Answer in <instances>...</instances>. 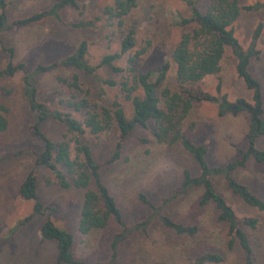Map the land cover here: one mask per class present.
I'll return each mask as SVG.
<instances>
[{"label": "rangeland", "instance_id": "obj_1", "mask_svg": "<svg viewBox=\"0 0 264 264\" xmlns=\"http://www.w3.org/2000/svg\"><path fill=\"white\" fill-rule=\"evenodd\" d=\"M56 1L5 0L6 16L8 20L21 18L45 10ZM254 3L264 4V0H240L244 6ZM111 4L112 0H78L79 9L61 10L59 21L47 18L31 26L2 33L0 68L7 62L4 50L11 48L12 63L23 65L30 75L36 101L43 104L48 112H68L76 119L81 118L80 113L73 112L64 104L66 94L57 82L58 77L69 80L72 75H76L81 88L87 91L89 102L105 107L117 102L129 119L131 107L119 88L98 82V78L119 81L124 73H113L101 66L95 71L94 77L64 67L32 74L37 65H48L69 55L80 41L87 43V64L95 67L102 56L118 51L124 31L131 27L135 33V46L130 55L142 52L135 59L136 72L150 73L154 77L156 67L165 61L169 62L171 50L180 34L191 28L177 25L178 17L189 16L186 6L179 0H137L135 8L123 19L120 29L115 24L110 25L101 14L103 8ZM202 4H205L204 0ZM92 15L102 16V19L91 28L74 29L69 25L85 21ZM258 26L259 33L254 44L257 56L249 60L248 71L260 84L264 108V8L255 12H241L231 28L238 44L246 50ZM125 59L121 57L114 65L124 68ZM234 65L233 56L225 49L219 71L200 81L199 87L215 95V84L219 81L221 94L228 101L237 97L248 99L249 93L237 78ZM22 77L23 73L18 71L10 78L0 79V103L7 109V126L0 133V264H54L55 244L42 241L38 235L40 225L47 219L73 236L71 251L77 260L87 264L106 261L108 245L115 232L113 222L109 221L101 230L86 235L78 234L76 227L81 194L72 189L60 188L51 173L35 162L42 144L30 131L35 117L22 94ZM166 83L172 89L175 86L172 64ZM246 128L245 114L219 118L212 103L193 104L181 124L185 137L206 148L205 161L210 166H223L237 157V151L244 146ZM38 129L52 142H57L64 135L66 138L72 137V134L66 133L63 125L50 118L42 121ZM76 138L87 145L93 160L99 163L112 154L115 132L111 130L97 136L85 132ZM139 138L148 139V144H141ZM256 147L264 149V137L256 142ZM184 169L193 176L197 174L192 158L179 145L155 144L145 130L135 128L122 146L120 159L101 170V180L116 198L125 224L140 222L147 215V210L136 197L142 193L171 219L197 227L193 236L186 237L175 235L152 223L149 232L133 234L121 245L117 253L119 264H191V259L203 252L219 254L222 258L220 264H244V257L238 247L226 248L224 225L215 222L213 206L196 207L201 193L199 188L173 202L162 203L164 198L179 189ZM28 172H32L35 177L38 201L49 209L43 211L42 215L32 214L33 202L21 200L17 193ZM232 176L264 201V164L249 160L245 167L235 170ZM211 182L216 193L224 198L236 215L257 218L256 227L244 231L250 246V264H264V215L234 196L226 188L222 177L214 176Z\"/></svg>", "mask_w": 264, "mask_h": 264}, {"label": "trees", "instance_id": "obj_2", "mask_svg": "<svg viewBox=\"0 0 264 264\" xmlns=\"http://www.w3.org/2000/svg\"><path fill=\"white\" fill-rule=\"evenodd\" d=\"M188 10V17H178L179 27L190 26V30L180 34L178 41L171 50L169 62L165 61L155 69V76L150 73H137L135 69L136 57L142 52L130 51L135 46V33L128 27L121 38L118 51L101 57L97 66H89L85 60L87 43L80 41L73 51L63 59L48 65H37L32 74L46 73L56 67L73 68L86 75L94 77L98 67L105 66L113 73L124 76L119 81L108 78H98L100 84L108 87L117 86L131 107V116L127 119L123 109L117 102L110 106H98L89 102L87 91L81 88L76 75L69 80L57 78L66 94L64 104L81 118L76 119L68 112H48L45 106L36 101L35 89L30 82V75L26 73L21 63L13 64V51L5 49L7 62L0 68V79L10 78L16 72L23 73L22 94L28 108L34 114L35 120L30 128L33 137L38 139L42 148L35 157L36 164L47 169L53 176L56 185L62 189H72L81 194L79 204V218L76 231L86 235L91 231L103 229L109 221L115 225V232L108 245L106 261L96 264H119L117 253L121 245L133 234H146L156 223L162 229L175 235L193 236L197 227L183 225L162 213L159 206H155L142 194H137V201L147 210L143 220L133 224H125L116 198L103 184L101 170L120 159L121 149L128 135L135 129L145 130L152 141L158 145L171 146L177 144L188 154L197 168V174L191 175L187 170L181 172L179 189L173 191L162 203H170L186 195L194 189L201 193L196 201V207L202 208L211 204L216 212L215 222L224 225L225 246L227 249L238 247L244 257V264H250V246L244 229H254L258 223L255 217L238 216L224 198L216 193L211 178L222 177L226 188L244 205L264 215V201L252 193L247 186L236 181L232 173L245 167L249 160L256 164H264V149H258L256 142L264 137V108L261 87L257 79L248 71L249 60L257 56L254 44L257 39L258 26L251 37V42L243 50L233 36L232 24L241 12H255L264 8V4L241 5L240 0H179ZM137 0H112L110 6H105L101 14L110 25L122 28L123 19L136 6ZM201 2V3H200ZM200 3V4H199ZM199 6V7H198ZM68 8L77 11L78 0H58L47 9L33 12L27 16L8 20L6 16V2L0 0V35L28 27L50 18L59 21L61 10ZM102 16L92 15L85 21L70 23L74 29H85L94 26ZM225 49L234 58V70L249 93V98L237 97L228 101L221 94L219 81L215 84V95L203 91L199 82L219 71V63ZM125 57V67L114 65L116 60ZM173 65L174 88L167 83L168 72ZM212 103L216 107V116H237L245 114L247 128L244 133V146L237 151V157L223 166H210L205 161L206 148L201 144H194L181 131L183 119L193 104ZM50 118L64 126L71 138L62 136L57 142H52L43 135L38 125ZM7 126V109L0 103V133ZM113 130L115 140L112 154L102 162H95L87 145L81 143L76 136L87 132L97 136ZM143 145L148 139L139 138ZM18 196L23 201H32V214H41L49 210L42 205L35 190V177L28 172L21 181ZM51 212V211H50ZM26 218L24 221H26ZM38 235L42 241L55 244L56 256L54 264H87L77 260L71 251L73 236L57 228L48 219L39 227ZM191 264H220L219 254L203 252L193 257Z\"/></svg>", "mask_w": 264, "mask_h": 264}]
</instances>
